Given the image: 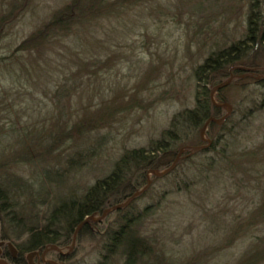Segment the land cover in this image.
<instances>
[{
	"label": "trees",
	"instance_id": "1",
	"mask_svg": "<svg viewBox=\"0 0 264 264\" xmlns=\"http://www.w3.org/2000/svg\"><path fill=\"white\" fill-rule=\"evenodd\" d=\"M138 1L142 0H131L129 6ZM32 2L0 0V44L6 49L0 53V78L10 85L0 93V115H57L47 129L48 147L42 151L49 157L46 155L56 147L74 144L110 127L119 115L141 108L136 93L122 101L123 93H117L115 87L111 92L109 84L99 79L100 72L107 73L114 66L109 56L99 59L108 52L104 42L114 33L110 28L103 30L100 22L117 20L128 0H65L42 22L33 24L27 35H19L16 26L26 13H35ZM244 20L241 38L211 51L191 71L195 82L193 106L173 115L167 127L145 147L122 151L106 175L80 191L53 200L41 215L33 200L36 198L21 182L0 181V242L4 243L0 259L9 264H48L39 261L45 247L51 245L66 252L75 227L83 219L98 217L103 210L123 203L145 185L147 170L166 169L179 148L200 145L198 131L204 121L218 119L224 113L211 105L209 89L227 79L229 73H243L233 69L236 67L253 69L247 74L264 76V0H247ZM246 79L233 78L212 94L213 101L229 102L227 87ZM256 83L264 88L263 81ZM258 95L259 105L251 100L247 108L238 104L220 126L207 124L204 137L211 142L208 148L180 158L161 178L149 176L147 190L126 207L105 213L99 222L83 224L69 254L61 256L48 249L44 259L58 264H177L168 257L171 249L158 237L152 239L143 226L160 210V231L170 224L179 229L182 225L178 219L184 212L176 210L179 217L166 213L161 204L171 195H182L209 234H215L212 226L216 231L223 228L218 235L224 244L218 248L233 243L245 245L234 264H264V140L250 148L241 141L255 114L264 107V92ZM61 115H67L66 122L60 121ZM97 144L102 146V140ZM32 157L28 155L25 163L33 162ZM95 157L97 151H77L73 158L65 159V169H81ZM37 175L53 184L63 177L50 171ZM24 194H29L26 201L16 202ZM143 199L147 200L145 205L138 207ZM226 204L232 205L226 209ZM5 243L13 247V258ZM84 243L91 247L82 257Z\"/></svg>",
	"mask_w": 264,
	"mask_h": 264
},
{
	"label": "rangeland",
	"instance_id": "2",
	"mask_svg": "<svg viewBox=\"0 0 264 264\" xmlns=\"http://www.w3.org/2000/svg\"><path fill=\"white\" fill-rule=\"evenodd\" d=\"M64 1L33 0L32 4L36 5L34 15L26 13L15 31L27 35L33 24L42 22ZM130 3L128 0L127 8L117 20L100 22L103 30L110 28L114 33L104 42L108 52L99 59L109 56L114 66L107 73L100 72L99 79L109 84L111 92L115 87L117 93H123L122 101L136 93L141 109L119 115L110 127H106L107 130L92 133L74 144L56 147L51 155H46L49 157H45L42 151L48 147L47 129L53 120H57V115H0V181L21 182L27 193L36 198L33 200L40 215L53 200L65 198L70 191H80L96 178L106 175L122 151L145 147L167 127L173 115L191 108L195 84L191 71L211 51L241 38L245 28L247 0H142L129 6ZM100 39L104 40L103 37ZM3 45L0 44V53L6 50ZM9 88V83L0 78V93ZM262 92L264 88L248 78L233 82L225 90V95L232 111L238 104L247 108L250 100L259 105L261 98L258 94ZM42 100L46 107L49 106L47 100ZM27 105L31 107V103ZM255 115L247 133L241 137L243 145L248 148L264 140V107ZM66 116L61 115L60 121L66 122ZM99 140H102V146L97 144ZM77 151H93L95 154L97 151V157L81 169H65V159L73 158ZM28 155L33 156V162L27 164L24 159H28ZM41 171L59 172L63 177L54 184L49 183L42 175H37ZM29 194L22 195L16 202L24 203ZM187 200L182 195H171L161 204L166 213L179 217L176 210L184 212L178 219L182 225L179 229L170 224L161 232L163 224H159L158 210L143 230L149 232L152 239H161L171 249L168 257H173L177 264L186 261L187 264H234L245 245L233 243L227 248H218L224 244L218 235L223 228L216 231L212 226L210 229L215 234H209L198 222L202 221L201 217L188 206ZM146 201L143 199L137 206H144ZM231 205L226 204V209ZM90 247L88 243L83 244L80 248L84 251L82 257L88 255Z\"/></svg>",
	"mask_w": 264,
	"mask_h": 264
},
{
	"label": "water",
	"instance_id": "3",
	"mask_svg": "<svg viewBox=\"0 0 264 264\" xmlns=\"http://www.w3.org/2000/svg\"><path fill=\"white\" fill-rule=\"evenodd\" d=\"M233 69L237 70V71H240V72H243V73L235 74V75L229 73V76L227 77V79H225L223 82L219 83L218 85L213 86L208 91V97H209V101H210L211 105L213 107L223 109L225 111V113H224V115H222L218 119L208 118V119H206L204 121V123L202 124V126L200 127V129L198 131V141H199L200 145L183 146V147L179 148L177 153H176V155H175V157H174V159H173V161L171 162V164L166 169H163L161 171L147 170L145 172V174H144L145 185L139 191H136V192L132 193L131 195H129V197L123 203L113 205V206L109 207L108 209L103 210L98 217H94L93 218L91 216H88L85 219H83L75 227V229H74V231L72 233V236H71L70 245L66 248L67 249L66 252L63 253L57 247L50 245L48 247H45L43 249V251L39 254V261L41 263L58 264V263H55L53 261H47V260L44 259V256H45V254H46L48 249L52 250V251H56L61 256H66L72 250L73 245H74L75 235L79 231V229L81 228V226L83 224L87 223L88 221L91 222V223L99 222L103 218L105 213L110 212V211H114V210H119L121 208L126 207L133 199H135L136 197L141 196L147 190V188H148V186L150 184V181H149V178H148L149 176L154 177V178H161V177L165 176L166 174H168L174 168L175 164L178 162V160L180 158H184V157L188 156L191 153L199 152V151H202V150H205L206 148H208L210 146L211 142L204 137V132H205V128H206L207 124L208 123H212V124H215L217 126H220L221 124H223V122L226 120V118L229 116V114L231 112V108H230V106L227 103L221 102L219 104H216L213 101V99H212V94L215 91L227 86L233 78H250V79H253L256 82H259V81H263L264 82V76H259V75L254 76L252 74H247V73L253 72V69H248V68H243V67H236V68H233ZM262 70L264 71V69H262ZM184 152H187V153L182 156V154ZM3 245H4V243L0 242V247L3 246ZM5 247H6L7 251L10 253L11 257L13 258L15 256V251H14L13 247L11 246V244L10 243H5ZM0 264H9V263L6 262L3 259H0Z\"/></svg>",
	"mask_w": 264,
	"mask_h": 264
}]
</instances>
